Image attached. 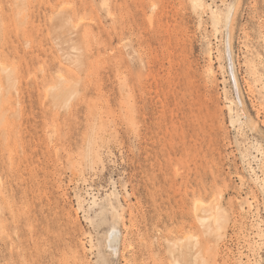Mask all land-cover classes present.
I'll list each match as a JSON object with an SVG mask.
<instances>
[{
  "label": "rangeland",
  "instance_id": "374dc122",
  "mask_svg": "<svg viewBox=\"0 0 264 264\" xmlns=\"http://www.w3.org/2000/svg\"><path fill=\"white\" fill-rule=\"evenodd\" d=\"M0 264H264V0H0Z\"/></svg>",
  "mask_w": 264,
  "mask_h": 264
},
{
  "label": "bare ground",
  "instance_id": "6f19581e",
  "mask_svg": "<svg viewBox=\"0 0 264 264\" xmlns=\"http://www.w3.org/2000/svg\"><path fill=\"white\" fill-rule=\"evenodd\" d=\"M87 7H88V6H87ZM62 76H63V75H62ZM204 219H205V218H204ZM204 219H203V220H204ZM203 220H202V221H203ZM115 231H116V230H115ZM115 231H114V232H115Z\"/></svg>",
  "mask_w": 264,
  "mask_h": 264
}]
</instances>
